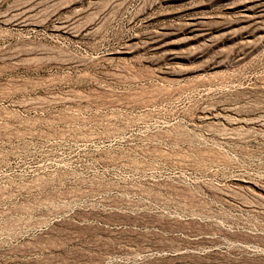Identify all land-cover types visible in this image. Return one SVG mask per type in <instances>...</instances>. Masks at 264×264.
Returning a JSON list of instances; mask_svg holds the SVG:
<instances>
[{
  "label": "rangeland",
  "instance_id": "1",
  "mask_svg": "<svg viewBox=\"0 0 264 264\" xmlns=\"http://www.w3.org/2000/svg\"><path fill=\"white\" fill-rule=\"evenodd\" d=\"M0 264H264V0H0Z\"/></svg>",
  "mask_w": 264,
  "mask_h": 264
},
{
  "label": "bare ground",
  "instance_id": "2",
  "mask_svg": "<svg viewBox=\"0 0 264 264\" xmlns=\"http://www.w3.org/2000/svg\"><path fill=\"white\" fill-rule=\"evenodd\" d=\"M28 51V50H27ZM28 52H30V51H28ZM102 92V91H101ZM11 96V95H10ZM27 123V122H26Z\"/></svg>",
  "mask_w": 264,
  "mask_h": 264
}]
</instances>
